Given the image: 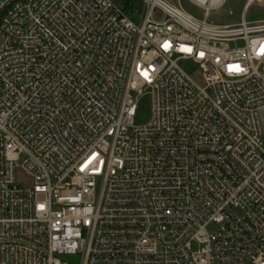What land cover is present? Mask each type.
Instances as JSON below:
<instances>
[{
    "label": "built area",
    "instance_id": "obj_1",
    "mask_svg": "<svg viewBox=\"0 0 264 264\" xmlns=\"http://www.w3.org/2000/svg\"><path fill=\"white\" fill-rule=\"evenodd\" d=\"M141 1L0 0V264H264V0Z\"/></svg>",
    "mask_w": 264,
    "mask_h": 264
},
{
    "label": "rangeland",
    "instance_id": "obj_2",
    "mask_svg": "<svg viewBox=\"0 0 264 264\" xmlns=\"http://www.w3.org/2000/svg\"><path fill=\"white\" fill-rule=\"evenodd\" d=\"M176 1V0H175ZM184 8L194 14L198 18H203V12L193 6L189 0H181ZM243 12V1L242 0H229V2L222 8L212 12L210 21L219 25H234L241 21ZM137 14V13H135ZM246 19L249 22L262 21L264 20V8L259 6L251 7L246 13ZM155 19H161L159 13L155 14ZM185 70L189 72L192 78L200 85L204 84L203 72L194 65L192 62L183 64ZM151 118L150 101L145 99L140 107L138 117L135 121L136 125H144L149 122ZM17 184L20 186L29 185L32 183L31 178L27 177L25 172L20 168L17 170Z\"/></svg>",
    "mask_w": 264,
    "mask_h": 264
},
{
    "label": "trees",
    "instance_id": "obj_3",
    "mask_svg": "<svg viewBox=\"0 0 264 264\" xmlns=\"http://www.w3.org/2000/svg\"><path fill=\"white\" fill-rule=\"evenodd\" d=\"M121 2L129 15L142 12L143 3L141 0H121Z\"/></svg>",
    "mask_w": 264,
    "mask_h": 264
},
{
    "label": "snow or ice",
    "instance_id": "obj_4",
    "mask_svg": "<svg viewBox=\"0 0 264 264\" xmlns=\"http://www.w3.org/2000/svg\"><path fill=\"white\" fill-rule=\"evenodd\" d=\"M261 51H262V53H264V48H262V50H261Z\"/></svg>",
    "mask_w": 264,
    "mask_h": 264
}]
</instances>
